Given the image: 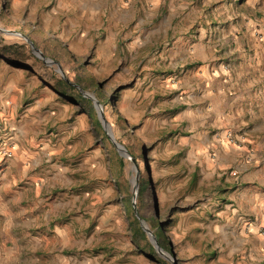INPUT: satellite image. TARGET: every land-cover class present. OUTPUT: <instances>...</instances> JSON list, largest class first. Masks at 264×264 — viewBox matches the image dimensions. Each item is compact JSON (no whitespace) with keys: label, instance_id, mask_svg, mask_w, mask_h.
<instances>
[{"label":"rangeland","instance_id":"rangeland-1","mask_svg":"<svg viewBox=\"0 0 264 264\" xmlns=\"http://www.w3.org/2000/svg\"><path fill=\"white\" fill-rule=\"evenodd\" d=\"M99 2L85 35L72 0H0L1 158L39 157L69 264H264V0Z\"/></svg>","mask_w":264,"mask_h":264},{"label":"crops","instance_id":"crops-1","mask_svg":"<svg viewBox=\"0 0 264 264\" xmlns=\"http://www.w3.org/2000/svg\"><path fill=\"white\" fill-rule=\"evenodd\" d=\"M72 1L74 5L68 7V11L74 9L80 13H76L77 17H88L91 24L87 27L88 32H85L88 35L91 29L98 27L93 17L101 11L102 6L99 0ZM71 25L79 26L75 22ZM207 90L211 99L216 98L213 96L217 95L218 88H215L214 81L210 80ZM6 95L7 92L1 94L2 117L8 108L4 103L8 101ZM18 133L15 135L17 139L24 134V130L19 127ZM16 146L19 147L17 142ZM2 149L5 147L0 145V153ZM16 150L17 154L13 157L1 158L0 154V264H19L28 255L30 264H69L66 248L71 243V234L67 223L62 227L57 224L52 204L43 198V184L35 171L40 159L21 148ZM259 173L261 170L258 166L251 178H260ZM255 195L252 201L257 203L263 193L256 190Z\"/></svg>","mask_w":264,"mask_h":264},{"label":"water","instance_id":"water-1","mask_svg":"<svg viewBox=\"0 0 264 264\" xmlns=\"http://www.w3.org/2000/svg\"><path fill=\"white\" fill-rule=\"evenodd\" d=\"M28 40V43L33 47L34 51L36 52V54L40 57L45 59V61L47 63H53V60L51 59H47L44 57L43 53L41 52V50L39 48H37L34 43L32 41H30L27 37H25ZM90 98L94 101V103L97 105V108L99 109V114H100V119L101 122L103 123L104 127L107 130V134L109 135L110 139L113 141V143L115 144L116 148L118 149V151L120 152V154L124 157H130L129 156V152L127 151V149L124 147V145H122L121 143H119L118 141H116L110 127L107 125V123L104 120V116H103V109L101 107V105L99 104V102L97 101V99L94 96H90ZM135 184L136 186H138V180L136 178L135 180ZM137 189V187H136Z\"/></svg>","mask_w":264,"mask_h":264},{"label":"trees","instance_id":"trees-1","mask_svg":"<svg viewBox=\"0 0 264 264\" xmlns=\"http://www.w3.org/2000/svg\"><path fill=\"white\" fill-rule=\"evenodd\" d=\"M79 98L81 99V101H86V102H92V99L88 98L87 95L84 94L83 91H80V95ZM162 230L160 231V234H162ZM154 249V248H153Z\"/></svg>","mask_w":264,"mask_h":264}]
</instances>
